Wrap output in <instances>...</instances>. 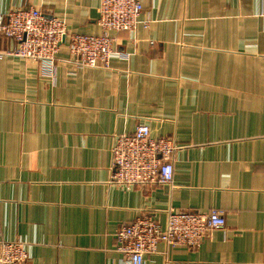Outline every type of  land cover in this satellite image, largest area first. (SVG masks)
<instances>
[{"label": "crops", "instance_id": "crops-1", "mask_svg": "<svg viewBox=\"0 0 264 264\" xmlns=\"http://www.w3.org/2000/svg\"><path fill=\"white\" fill-rule=\"evenodd\" d=\"M141 23L114 33L109 68L77 69L67 42L55 73L0 59V234L25 264H126L116 232L170 210L225 215L198 247L145 264H264V0H139ZM100 0H0L99 35ZM143 24V25H142ZM15 42L0 36V52ZM147 125L180 147L170 185L113 184L117 136Z\"/></svg>", "mask_w": 264, "mask_h": 264}, {"label": "built area", "instance_id": "built-area-1", "mask_svg": "<svg viewBox=\"0 0 264 264\" xmlns=\"http://www.w3.org/2000/svg\"><path fill=\"white\" fill-rule=\"evenodd\" d=\"M139 0H100L97 24L99 35L69 33L66 23L48 18L39 9H14L0 16V36L15 42L12 50L0 52L37 64L43 76L55 73L57 55L68 44L77 69L109 68L116 54L114 33L133 32L141 22ZM142 24V25H143ZM180 147L172 138H154L147 125L131 134L117 136L112 149V182L123 187L170 185L174 178V158ZM223 212H176L170 210L165 226L153 216H141L116 232V250L126 264H145V258L167 246L198 248L208 235L225 228ZM28 253L20 242H7L0 234V264H25Z\"/></svg>", "mask_w": 264, "mask_h": 264}]
</instances>
